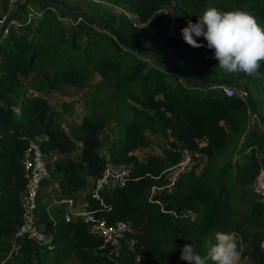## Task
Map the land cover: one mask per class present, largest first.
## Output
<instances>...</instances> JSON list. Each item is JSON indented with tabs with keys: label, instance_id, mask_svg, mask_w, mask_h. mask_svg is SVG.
Segmentation results:
<instances>
[{
	"label": "trees",
	"instance_id": "obj_1",
	"mask_svg": "<svg viewBox=\"0 0 264 264\" xmlns=\"http://www.w3.org/2000/svg\"><path fill=\"white\" fill-rule=\"evenodd\" d=\"M106 1L123 13H104L99 19L102 30L83 23L68 37L46 5L35 23L12 15L22 30L11 29L0 40V262L46 264L49 248H59L55 243L61 241V250L72 251L83 264H187L180 254L190 243L205 257V264H213L206 253L215 243L216 232H224L237 234L240 256L264 264V204L251 187L261 167L257 149L264 135L248 133L234 159L225 152L246 130L249 107L255 108L258 100L264 106V67L255 79L243 73L221 74L203 37L194 36L203 47L189 49L167 34L165 15L158 13L163 5H170L183 29L189 20L196 23L209 7L264 13V0ZM127 13L145 25H135ZM32 28L36 35H31ZM91 33L94 39L83 43L82 37ZM148 51L180 70L186 83L179 81V75L150 64ZM212 76L234 86L242 79L240 87L247 89V99L225 96L221 87L207 82ZM90 78L98 81L85 101V112L67 134L58 120L69 109L52 108L36 91L82 85ZM111 115L118 131L107 147L108 159L130 165L131 172L124 186L103 193L102 203L88 195L87 201L97 217L128 223L120 254H108V247L99 250L102 240L91 236L79 219L66 223L58 218L51 232L55 212L47 210L45 203H39L36 213L52 236V247L23 237L10 253L13 234L22 222L21 158L28 139H40L43 153L58 150L67 155L53 166L49 163L50 180L45 184L57 181L64 193L77 192L87 186L86 175L96 178L104 168L99 134ZM145 130L166 138L168 145L162 156L141 161L132 151L145 146ZM76 139L81 145L78 153ZM179 148L202 153L206 161L200 173H181L173 187L165 169L179 160ZM130 239L136 240L134 251ZM59 258L51 263L58 264Z\"/></svg>",
	"mask_w": 264,
	"mask_h": 264
},
{
	"label": "rangeland",
	"instance_id": "obj_2",
	"mask_svg": "<svg viewBox=\"0 0 264 264\" xmlns=\"http://www.w3.org/2000/svg\"><path fill=\"white\" fill-rule=\"evenodd\" d=\"M46 5H49L51 7L49 8L50 11L56 15L57 20L60 21L61 25H63L65 34L68 37H70L72 30L77 29L83 23L89 25L94 29L102 30L101 26H99V19L107 11L115 12V13H123L122 9L117 7V5L110 3L106 0H7V1L0 0V15L7 13L9 15H14L15 17L19 16L21 19L27 22V17L25 18V16H27L28 11H31L32 14L31 16H28V20L32 21L31 23H35L39 19V17L42 16L41 9ZM223 10H232V9L226 8ZM159 11L160 12L158 13H161L162 11H166V13L168 14L172 13L171 12L172 9L170 5H163ZM250 14H252L256 18L257 22L262 27H264V13L250 12ZM21 30H22L21 28L18 29V31ZM31 32H32L31 34L32 36L36 35L34 28L31 29ZM92 39H94V35L92 33L89 35H84L82 37V42L85 43ZM186 45L189 49H193L189 44L186 43ZM147 56L149 59L148 62L150 64L162 68L163 70L169 71L173 75L174 74L179 75L178 78L179 81L184 84L186 83L185 80L186 77L184 76V74L181 73L180 70L176 69L172 65H168L167 63H162L158 59L155 53H151L150 51H148ZM200 56L202 59H204L206 58L207 55L201 54ZM165 60L170 61L171 59L169 57H166ZM261 67H264V62H261ZM215 69L216 71L217 70L220 71V73L223 75H228V73L221 70L219 66H217ZM213 72H215L214 69ZM29 80L30 79L25 80V84L27 87H29ZM199 80L202 82L201 79ZM97 81H98L97 78H90V80L87 83H84L82 85H62L57 89H51V90L46 89V91L44 92L43 91H36V92H42L43 96L48 100L52 108H55L61 112H62V107H66L67 109H69L67 112H62L64 116H62L58 120V123L65 131L71 134L72 127L76 123H78L81 115L85 112V107H84L85 101L89 96V92L93 89ZM192 82L195 83L194 78H192ZM207 82L213 84L214 87L215 86L221 88L224 86L233 87L235 92L242 85V79L237 80L236 82L237 86H234L231 82L227 81V79L225 78L218 79L215 76L209 77L207 79ZM29 91L32 92V88L29 87ZM253 109L251 107H249L248 109V112H250V116L246 124V130L243 133H241L239 136H237L229 144V147L225 151L227 153L226 155L228 157H231V159H234L235 158L234 156L238 154L239 151L237 150L241 149L248 133H250L251 131H256L264 135V106L258 100V104ZM116 123H117L116 117L111 115L107 122L106 127H104L101 133L99 134V138L103 140L102 145H100L101 147H99L98 149L101 155H104L107 152L109 153L107 148L109 145V140L111 141V139H114L113 137H115L118 131L117 130L118 128H116ZM144 133H145V141H146L145 146L133 150L132 154H134L141 161H145L146 158L151 155L162 156L164 148L167 147L168 145V140L160 135H153L148 130H145ZM118 141L119 139L117 138L116 143H118ZM76 147L77 149L75 153H78L81 148L80 141L78 139H76ZM75 153H72L71 155L74 157ZM257 155L258 158L260 159V164H261L260 168H264V139L261 141V144L257 149ZM199 158L200 159L198 160L196 159L197 161L189 170H194L197 173H200V171L205 165L206 157L199 156ZM172 165L166 167L165 173H166V179L170 181L169 185L172 184V186L175 187L173 183L176 181V179L182 172L178 171L174 174V172H172L174 170L170 169ZM47 186L48 185H45L44 187L41 188L42 197L47 196L49 194L52 195V192L54 191L53 186H55V184L53 185L52 183L48 187ZM46 188H48L47 192L45 190ZM86 188L87 186L85 187V189ZM47 198H50V196H47ZM78 198L76 197L74 199H78ZM56 210H59V212H56ZM49 211L55 212L52 220H54L56 223L59 221V219L64 220L65 215L67 213V210L64 209L63 205L60 206L53 205L49 207ZM53 226H55L54 222L52 223L50 229L51 232L55 230ZM60 242L55 243V245H59V248H55V249L49 248L50 254H48V256L44 260L46 264H52L51 262H54L58 257H60L57 261L58 264H83L80 257L75 253H73L72 251L70 250L67 251V249L61 250L62 245ZM262 247L264 251V242L262 244ZM240 250L241 252H243L245 250V245H242ZM3 262L4 261H1L0 264H3ZM176 264H180L179 261ZM238 264H257V263L251 261V259L247 256L246 257L240 256Z\"/></svg>",
	"mask_w": 264,
	"mask_h": 264
},
{
	"label": "built area",
	"instance_id": "obj_3",
	"mask_svg": "<svg viewBox=\"0 0 264 264\" xmlns=\"http://www.w3.org/2000/svg\"><path fill=\"white\" fill-rule=\"evenodd\" d=\"M31 14L32 12L28 11L27 16H25L27 17V21H29L28 16H31ZM166 19L168 34L173 38L180 39L182 33L174 19L169 16ZM135 25L143 26V23L135 19ZM18 26H20L19 19L7 13L1 15L0 40L7 37L11 29ZM222 89L227 97L237 95L242 100L247 99L248 91L245 88L240 87L236 92L230 86H224ZM178 152L180 154L179 160L170 167L171 170H174L172 171L174 174L178 171L183 173L189 170L200 159L199 156H203L201 153L193 152L186 148H179ZM21 166L25 179V185L20 196L22 222L13 234L12 249L16 248L17 239L23 237L34 239L39 244H48L52 240L51 234L46 231L45 224L39 221L36 213L39 201L42 200L41 188L44 187L42 183L50 178L48 159L41 150L38 138L28 139V145L21 158ZM130 172L131 166L128 164L107 162L101 174L93 181L90 190L91 198L102 203L103 193L108 189L124 186ZM251 187L253 192L258 196L259 201L264 204V168H260ZM53 203L65 204L67 210L65 221L69 222L79 219L80 222H85L88 233L102 240V244L98 247L100 250L108 247V254H120L119 250L129 232L128 223L121 220L109 223L105 218L97 217L94 211L88 207L87 202L76 206L74 199L69 195L59 197ZM53 203L48 202L47 207H50ZM128 243L129 248L134 251L136 240L130 239ZM135 260L140 262L141 256L136 254Z\"/></svg>",
	"mask_w": 264,
	"mask_h": 264
},
{
	"label": "clouds",
	"instance_id": "obj_4",
	"mask_svg": "<svg viewBox=\"0 0 264 264\" xmlns=\"http://www.w3.org/2000/svg\"><path fill=\"white\" fill-rule=\"evenodd\" d=\"M163 13L165 15L166 22H167L166 19L167 16L172 17L176 25L181 30L182 37L180 39L177 38L174 39L182 40L194 48H199V47H203L204 45L198 43L197 40L194 39V36L203 37L204 40L206 41V47L213 51L214 54L213 58H215L218 61L219 68L221 70L230 74L243 73L247 77L253 79L260 77L261 62H264V27H262L257 22L256 18L252 14L246 11H242L240 9L220 10L215 7H209L203 12V14L200 17H198L196 23H193L191 20H189L187 26L182 29L178 25L172 13L168 14L166 13V11H163ZM130 14L127 13V15L134 21L135 24V19L136 20L138 19L136 15L132 13ZM41 15H42V9H41ZM27 22H32V21H27ZM142 23L144 26L145 22ZM143 26H139V27H143ZM33 138H37V137H33ZM38 140L40 141V139ZM109 154L110 153L108 152L104 154L106 157L105 164L107 162L115 163L108 159ZM45 155L47 156L48 159V170H49V163H50L49 156L47 154ZM94 179L95 178H92V182L88 188L87 191L88 196H90V190ZM47 180H50V178ZM44 182L42 183L43 186L45 184ZM52 201L55 200L52 199ZM85 202L88 203L87 200ZM39 203H45L47 210H49V207H47L48 201L43 202V200H41L39 201ZM49 203H53V202H49ZM53 205L55 206L63 205L64 209L66 210L65 204L53 203L52 205H50V207ZM53 222L55 223L54 220ZM51 242L48 244H40V245H50L52 247ZM12 250L14 249H12V244H11L10 253L12 252ZM114 255L118 256L116 254ZM206 256L207 258L211 259V261H213V264H238L240 259V252L238 251L237 234L216 232L215 243L214 244L210 243ZM180 259L186 261L187 264H205V257H202L200 254H198L196 249L191 243L185 244L181 248Z\"/></svg>",
	"mask_w": 264,
	"mask_h": 264
},
{
	"label": "crops",
	"instance_id": "obj_5",
	"mask_svg": "<svg viewBox=\"0 0 264 264\" xmlns=\"http://www.w3.org/2000/svg\"><path fill=\"white\" fill-rule=\"evenodd\" d=\"M15 29H19L18 27H15ZM51 90V89H50ZM46 91V90H45ZM44 92V91H43ZM37 94H40V95H42L43 93L42 92H36ZM49 103V102H48ZM50 105V104H49ZM62 116H64L63 114H61ZM66 133L67 134H70L69 132H67L66 131ZM103 139H104V137H103ZM106 139V138H105ZM109 142H110V140H109ZM48 156H49V161H50V165L51 166H53V162L55 161V160H58V159H64L67 155H64V154H62V153H60L58 150H52V151H50L49 153H48ZM203 156H205L204 154H203ZM71 157L72 158H74L72 155H71ZM86 178H87V188L86 189H82V190H79V191H77V192H71V193H64L62 190H61V188L59 187V183L57 182V181H51L49 184H44V186L45 185H50L51 183H53V185L55 184V186H53V192H52V195H47V196H50V198H47V196H43L42 197V200H43V202H54V201H51V198L53 199V200H56L57 198H59V197H62V196H65V195H67V194H69L73 199L74 198H78V199H74V202H75V205L76 206H79V205H81L82 203H85V201L87 200V189H88V187L90 186V184H91V182H92V177H90V176H88V175H86ZM47 186V187H48ZM46 190V192L48 191V188H46L45 189ZM85 193H87V194H85ZM77 200H79V201H77Z\"/></svg>",
	"mask_w": 264,
	"mask_h": 264
}]
</instances>
